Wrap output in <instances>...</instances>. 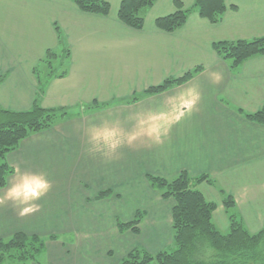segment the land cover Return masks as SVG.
I'll list each match as a JSON object with an SVG mask.
<instances>
[{"label": "crops", "instance_id": "0c3cea01", "mask_svg": "<svg viewBox=\"0 0 264 264\" xmlns=\"http://www.w3.org/2000/svg\"><path fill=\"white\" fill-rule=\"evenodd\" d=\"M107 1L111 10L102 16L81 11L72 0H0V107L31 109L47 51L61 53L66 70L50 78L39 99L44 108L62 109L63 117L7 155L13 169L44 174L51 190L27 216L12 203L0 205V240L16 232L49 237L43 264H119L138 247L157 253L173 242L175 202L164 199L148 176L173 179L182 172L214 182L198 188L216 203L219 230L230 227L223 190L248 232L258 233L264 227V123L247 113L264 108V55L233 68L213 44L264 36V0H225L219 23L192 11L173 32L159 29L156 19L195 0H157L144 11L140 30L120 20L121 0ZM196 68L187 81L148 92ZM211 71L223 79L214 83ZM186 86H198L202 101L163 143H153L146 126L145 135L114 154L90 144L91 132L104 128L124 135L141 131L137 119L170 111L176 91ZM102 191L108 196L100 198ZM150 197L151 207L144 209L140 199ZM139 211L138 232L120 231L118 223L131 222ZM63 234H69L65 240Z\"/></svg>", "mask_w": 264, "mask_h": 264}, {"label": "trees", "instance_id": "16d2710c", "mask_svg": "<svg viewBox=\"0 0 264 264\" xmlns=\"http://www.w3.org/2000/svg\"><path fill=\"white\" fill-rule=\"evenodd\" d=\"M72 1L86 13L105 16L111 10L107 0ZM156 1L121 0L119 18L127 26L140 30L145 24L144 11L152 7ZM177 5L178 9L174 13L156 19V26L159 29L173 32L181 28L195 10L210 22L219 23L227 10L225 0H195L190 8H182L179 3ZM213 48L231 64V67L236 68L250 58L264 55V36L251 40L218 41L213 44ZM62 54L64 59L67 58L69 50ZM61 56V53L49 50L42 59L43 64L40 67H45V70L42 68L37 70L40 82L31 109L11 111L0 107V189L7 185L13 171V167L7 162V155L17 149L27 136L55 126L64 115L62 109L44 108L39 103L50 78L66 75V70L56 72L58 65L63 66L61 62L64 60H59ZM199 71L200 69L196 68L181 77L168 78L148 92H162L187 81ZM247 116L251 120L264 123V108L254 113H247ZM148 181L164 199L175 200L172 210L175 249L150 253L138 247L119 264H264V227L255 234L248 232L240 217L234 212L233 197L223 190H220L223 195L222 202L230 220V227L227 232H223L215 225L213 212L217 205L207 200L198 188L202 182L214 183L208 176L201 175L193 181V177L182 172L173 179L149 175ZM108 193L109 191H102L99 197H106ZM141 219L142 212L139 211L131 222H119V230L130 228L133 232H138ZM38 245L40 251L44 250L45 241H42V237L22 232L15 233L8 240H0V264L28 261L30 254Z\"/></svg>", "mask_w": 264, "mask_h": 264}, {"label": "clouds", "instance_id": "9594fccd", "mask_svg": "<svg viewBox=\"0 0 264 264\" xmlns=\"http://www.w3.org/2000/svg\"><path fill=\"white\" fill-rule=\"evenodd\" d=\"M208 75L214 83H219L223 79L220 71H211ZM175 101L168 112L149 115L147 119L138 118L136 126L141 129L139 132L124 135L119 129L104 128L91 132L89 142L96 151L114 154L126 142L131 144L145 135L143 130L148 126L147 136L153 143L161 144L175 124L198 110L202 93L198 86H186L183 90L176 91ZM94 127L90 125V128ZM13 179L15 182H12ZM51 187V181L44 174L26 172L17 166L10 174L8 186L0 189V205L12 203L19 208L20 216H27L39 210L37 202L50 192Z\"/></svg>", "mask_w": 264, "mask_h": 264}, {"label": "rangeland", "instance_id": "374dc122", "mask_svg": "<svg viewBox=\"0 0 264 264\" xmlns=\"http://www.w3.org/2000/svg\"><path fill=\"white\" fill-rule=\"evenodd\" d=\"M54 61H56V60H54ZM57 64H54V66H56ZM61 70H63V66H60V65H58V67H56V72H61ZM102 105H107L106 103H103ZM197 177H193V181L196 179ZM160 193V192H159ZM168 199H173V198H168ZM174 200V199H173ZM140 201H141V203L143 204L142 206H143V208L145 209H147V208H149L150 209V207H151V205H150V203H151V201H152V198L150 197L149 199H144V198H141L140 199ZM174 202H175V200H174ZM149 205V206H148ZM174 206H175V203H174ZM173 206V207H174ZM141 212H143V211H141ZM122 223V222H121ZM126 223H128V222H126ZM130 228H128V229H126V230H129ZM16 233H19V232H16ZM15 234V233H14ZM13 234V235H14ZM66 235H69V234H63V235H59L60 236V238L61 239H63V240H65V236ZM54 236V235H53ZM40 237H42V236H40ZM10 238V237H9ZM9 238H7V239H5V240H8ZM50 238H52V237H50ZM47 239H49V237H42V241H45V244H46V242H47ZM39 247V245L37 246V249H34L33 251L34 252H32L31 254H30V259H28V261H12V262H6V264H43L42 263V261H41V259H42V254H43V250L42 251H40L41 249H39L38 248ZM143 247V246H142ZM175 249V246L173 245V242H172V244L169 246V247H166V249L165 250H167V251H173ZM131 252V251H130ZM129 252V253H130Z\"/></svg>", "mask_w": 264, "mask_h": 264}]
</instances>
